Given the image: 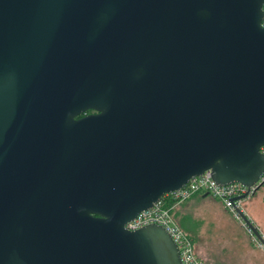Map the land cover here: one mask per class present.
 <instances>
[{
	"label": "water",
	"instance_id": "95a60500",
	"mask_svg": "<svg viewBox=\"0 0 264 264\" xmlns=\"http://www.w3.org/2000/svg\"><path fill=\"white\" fill-rule=\"evenodd\" d=\"M263 3L0 0V264H180L123 225L206 170L258 180Z\"/></svg>",
	"mask_w": 264,
	"mask_h": 264
},
{
	"label": "built area",
	"instance_id": "2783aa9c",
	"mask_svg": "<svg viewBox=\"0 0 264 264\" xmlns=\"http://www.w3.org/2000/svg\"><path fill=\"white\" fill-rule=\"evenodd\" d=\"M262 10L261 24H264V3L262 4ZM259 152L264 156V144L259 147ZM263 183L264 168L258 180L248 188L237 182L218 184L213 180L210 171L206 170L197 176L191 177L180 188L164 193L158 201L138 212L134 218L128 220L123 226L126 230L132 231L147 224H157L165 230L171 241L175 244L180 264H205L196 255L189 235L174 221L171 210L175 205L187 200L193 194L206 193L219 201L230 217L249 234L250 242L254 247L264 250L262 241L251 232L239 215L240 213L245 215L243 210L245 198L255 192L258 188L256 185ZM241 195H244V197H239ZM261 239L264 241L262 237Z\"/></svg>",
	"mask_w": 264,
	"mask_h": 264
},
{
	"label": "crops",
	"instance_id": "0c3cea01",
	"mask_svg": "<svg viewBox=\"0 0 264 264\" xmlns=\"http://www.w3.org/2000/svg\"><path fill=\"white\" fill-rule=\"evenodd\" d=\"M259 191V193L256 195V193ZM198 195V199H202V195L204 196V193H196L193 194L191 197ZM189 197L188 199H190ZM250 200L247 202V204L252 200V203L250 205L255 204V211L253 212V208L246 204L245 207L247 208V215L249 218L254 222V227L258 230V232L264 237V186L262 185L258 189L255 190V192L249 196ZM187 199V200H188ZM246 199V198H245ZM197 198L190 200L191 203H193ZM186 201V200H185ZM183 201V202H185ZM217 201V200H215ZM183 202L179 203L178 205H175L172 208V214L174 215L177 223H182L184 232L189 235V237L192 240L193 247L195 246V240L199 237H201L203 231L202 229H197L196 225L194 226L191 222V214L188 210L189 207H185L186 204H182ZM217 203L220 204L219 201ZM221 205V204H220ZM222 206V205H221ZM223 208V207H222ZM221 218H212L211 221L216 222L218 225H221ZM235 221V220H234ZM228 221V228L225 227V224L221 227V232L223 234L231 236L230 240L233 241L236 245L237 252H234V262L232 264H264V250L259 248H254V246L250 242V237L245 236L246 234L241 231L237 232L238 240H235L232 238L231 231L233 228L242 229L239 224L237 225L235 222ZM228 232V233H227ZM249 240V243L248 241ZM196 249V248H195ZM196 255L201 258L205 264H218L219 256H221V252H205L204 248L201 245H198L196 250Z\"/></svg>",
	"mask_w": 264,
	"mask_h": 264
},
{
	"label": "rangeland",
	"instance_id": "374dc122",
	"mask_svg": "<svg viewBox=\"0 0 264 264\" xmlns=\"http://www.w3.org/2000/svg\"><path fill=\"white\" fill-rule=\"evenodd\" d=\"M258 193L259 191L256 193V195ZM198 197H199L198 195L191 197L192 199L197 198V200H195L193 203L190 202L191 198L182 203V204H186L185 207H189L191 205L190 208L188 209L192 216L191 222L194 226L196 225L198 230L202 229L203 231L201 237L200 238L198 237L195 240L194 251L196 252L198 245H201L204 248L205 252H217V255L219 252H221V256H219V259L217 260L218 264H232L235 259L234 252H237L236 245L233 241L230 240L231 236H229V240H227L228 235L223 234L220 229L224 224L225 227L228 228V221L233 222L234 220L230 217L227 211L224 208H222V206L209 195H204V196L202 195L203 197L202 199L201 198L198 199ZM249 198L250 197H247L244 200L243 210L245 212L246 217L254 227L255 226L254 222L247 215V210H246L247 208L245 207V202L247 204V202L250 200ZM251 203L252 200L247 205L252 207L254 212L255 204L250 205ZM262 216H264V214ZM212 218L223 219L221 220V225H218L216 222L211 221ZM234 222L237 224L236 221ZM238 231H241V233L244 232L246 234L245 236L249 237V234L245 232L243 228L242 229L233 228V230L231 231L232 238L238 235L237 234ZM256 231L258 232L257 229ZM259 235L264 239V237L260 233ZM234 239L238 240L237 237H235ZM247 241L249 243V240Z\"/></svg>",
	"mask_w": 264,
	"mask_h": 264
},
{
	"label": "trees",
	"instance_id": "16d2710c",
	"mask_svg": "<svg viewBox=\"0 0 264 264\" xmlns=\"http://www.w3.org/2000/svg\"><path fill=\"white\" fill-rule=\"evenodd\" d=\"M262 185H264V183L261 184L259 187H261ZM259 187H258V188H259ZM258 188H257V189H258ZM171 213H172V212H171ZM172 217H173L174 221L176 222V219H175V217H174L173 214H172ZM176 223H177V222H176ZM177 225H178L183 231H185L181 222H180V223H177Z\"/></svg>",
	"mask_w": 264,
	"mask_h": 264
},
{
	"label": "flooded vegetation",
	"instance_id": "af4514ba",
	"mask_svg": "<svg viewBox=\"0 0 264 264\" xmlns=\"http://www.w3.org/2000/svg\"><path fill=\"white\" fill-rule=\"evenodd\" d=\"M90 113H94V111L93 110H87L84 114H90ZM81 115H83V114H81ZM81 115H79V116H81Z\"/></svg>",
	"mask_w": 264,
	"mask_h": 264
}]
</instances>
